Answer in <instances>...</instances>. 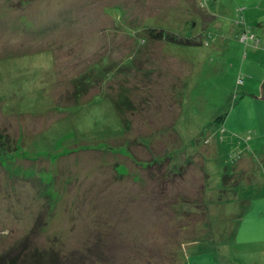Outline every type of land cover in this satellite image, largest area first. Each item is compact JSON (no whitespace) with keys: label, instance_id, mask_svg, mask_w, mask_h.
I'll return each mask as SVG.
<instances>
[{"label":"rangeland","instance_id":"rangeland-1","mask_svg":"<svg viewBox=\"0 0 264 264\" xmlns=\"http://www.w3.org/2000/svg\"><path fill=\"white\" fill-rule=\"evenodd\" d=\"M263 79L264 0H0V257L264 264Z\"/></svg>","mask_w":264,"mask_h":264},{"label":"trees","instance_id":"trees-1","mask_svg":"<svg viewBox=\"0 0 264 264\" xmlns=\"http://www.w3.org/2000/svg\"><path fill=\"white\" fill-rule=\"evenodd\" d=\"M146 34L148 36H150L151 38L156 39V40H159V39H163L164 38V39H166V40H168L170 42H174V43L195 44V43H199L200 42V41H195L193 38H187L185 36L176 34V33L172 32L170 30H165V29H162V28H158V29L157 28H148L147 31H146ZM222 120H223V117L222 116H220V117L217 118V121L218 122H221ZM1 138H3V137L0 136V139ZM174 175H176V174H174ZM231 176L232 175L225 174V173L222 175V178L221 179H222V181L224 183L223 185H226L227 181L230 182V177ZM174 204H176V203H174ZM205 211H206V209H205ZM50 254H51V252L48 253V255H50ZM53 255H54V258L48 256L49 257L48 258V261L47 260H44L45 254L43 253L42 250H40V249L37 248L32 253L31 257H33V261L35 263H41L42 261L43 262H49V261L51 262L52 261V258H53V261L55 262V264H58L59 263V259H58L57 253H55V254L53 253ZM12 256H14V255H8V254H6L3 257H0V262H5L6 259H7V260H10V264H15V261H14L15 257H12ZM99 257H102V255H100ZM2 259H4V260H2ZM2 264H4V263H2Z\"/></svg>","mask_w":264,"mask_h":264},{"label":"water","instance_id":"water-1","mask_svg":"<svg viewBox=\"0 0 264 264\" xmlns=\"http://www.w3.org/2000/svg\"><path fill=\"white\" fill-rule=\"evenodd\" d=\"M254 97H257V96H254ZM259 97L261 99H264V79L262 81V83L260 84V93H259ZM258 98V97H257Z\"/></svg>","mask_w":264,"mask_h":264}]
</instances>
